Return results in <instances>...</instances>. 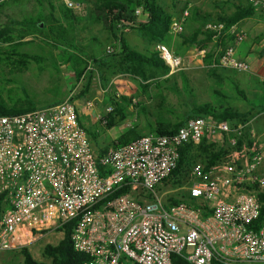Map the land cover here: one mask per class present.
Listing matches in <instances>:
<instances>
[{
    "label": "built area",
    "instance_id": "2783aa9c",
    "mask_svg": "<svg viewBox=\"0 0 264 264\" xmlns=\"http://www.w3.org/2000/svg\"><path fill=\"white\" fill-rule=\"evenodd\" d=\"M63 1L74 15L86 14L83 3ZM253 6L264 8V0ZM133 15L136 22L149 17L143 7ZM188 16L186 10L172 20V37L184 33ZM205 29L215 41L233 39L208 68L250 72V64L237 55V46L246 39L242 27L227 29L214 21ZM114 31L123 36L131 26L116 22ZM118 51L119 46L107 52ZM151 51L170 75L186 70L184 59L168 45L154 43ZM260 80L264 84V73ZM72 98L0 116V252L24 251L43 262L48 237L64 238L70 227L74 250L86 256L82 264H173L174 255L190 264H264V225L250 228L261 210L264 174L257 168L263 155L255 145L251 158L246 147L238 150L247 124L196 117L174 134L150 132L100 154ZM93 105L87 103L88 108ZM110 112L108 107L106 114ZM96 122L106 123L103 115ZM214 133L228 135L231 150L208 169L200 162L191 168L188 177L197 181L189 193L198 204L167 205L160 192L181 148ZM246 157L247 165L240 166Z\"/></svg>",
    "mask_w": 264,
    "mask_h": 264
},
{
    "label": "rangeland",
    "instance_id": "374dc122",
    "mask_svg": "<svg viewBox=\"0 0 264 264\" xmlns=\"http://www.w3.org/2000/svg\"><path fill=\"white\" fill-rule=\"evenodd\" d=\"M8 1L9 0L1 2L0 28L7 26L11 27L13 30L11 35L15 39H18L20 33L25 31L24 29H27L19 24L23 20L31 18L34 20L39 19L43 21L41 26L43 28L45 25L47 27L48 21L54 18L65 24L68 28H71L75 35L77 47L82 57H87V60L89 56L91 58H96V60H102L101 57L108 53V49L115 47L113 36L109 33L101 16L96 13L94 6L90 2L80 0L86 7V14L84 16H78L72 13L76 18L68 19L66 17L68 8L63 0L43 1L42 5L39 0ZM242 1L243 2L239 3L240 5L251 4L253 6V3L257 0ZM258 1L263 2V0ZM159 4L172 16V20L183 10H188L189 13H191L192 9L195 7L199 8L202 12L208 11L212 14L215 13L214 15L210 14L212 19H216L218 14L229 16L239 7V5L237 7L235 5L237 4L236 0H159ZM258 7L263 8L262 6ZM194 25L201 26L202 22L196 19ZM186 31L187 29L185 28V34L187 35L191 33L190 30H188L187 33ZM31 40L38 45L33 47L36 51L39 50L38 53L41 55L40 57H42L41 60L34 61L22 59L19 57L22 53H19V56H16L13 60H8L4 57L5 53H0V100L4 102L6 108H13L15 103L23 99L26 94L29 95V102L32 104L38 103L40 106L44 104V102L55 103L63 101L71 94L75 100L86 98L84 101L86 103L96 97L95 95L98 94L97 92L101 88L100 84L102 87L104 84L105 88H107L105 94L113 98L118 90L116 83L122 84L126 82L125 85L128 84L133 90L132 96L128 97L130 102L124 101L127 103L125 105L131 108L130 112L126 115L133 118L131 119L132 125L136 124L139 127H144L146 125V117L148 119L151 118V120L156 117L155 113L158 114L157 116L159 119L175 122L177 117L188 111L193 105H200L202 103H210L217 109L233 107L240 112L252 113V117L261 110L264 86L259 76L248 72H232L224 71L223 69L218 70V74L214 75L205 63V59L204 62L200 63H197L195 59L192 61L189 59V55L186 53L187 45L184 44L182 37H172L168 45L177 55L185 60L188 70L170 75L172 77L168 78L169 82L167 83L163 82V79L167 78L166 76L164 78L161 75H158L157 78L152 77L147 83L148 89L146 90L141 88L140 80L135 77L123 74L120 77L113 78L114 82H112L111 79L109 80L111 75L109 73L106 76V81H103V83L101 80L99 81L96 74L92 75V83L89 90L85 91L83 86L88 80L87 76L81 81H76L71 67L61 61L59 49H53L50 43H44L40 36H26L23 39V41ZM6 47H8V44L0 41V48L5 49ZM55 59L59 63L58 71L54 66ZM89 63L90 66H92L94 61L90 60ZM184 76L190 81L189 92L184 89ZM157 84L161 89H156ZM137 88H140L142 92L139 93ZM82 91L85 92L81 94ZM90 92H93L94 95H88ZM122 96L126 97L123 94ZM158 100L166 107L165 110H157L156 101ZM97 101L98 100L94 101L95 105L99 104ZM144 104H146V106ZM141 107H147L151 114H147V116L142 114V110H140ZM149 115L153 117H149ZM247 125V133H250L252 129L250 121ZM121 130V127L117 126L112 129L110 135L107 134V130L104 129L97 140H91L93 148L97 150V148L100 147H112L111 145L115 141L112 136L118 138L120 134L117 132ZM228 138L229 136L226 135L227 140ZM248 141L249 137L244 141L242 140V144L238 145V150H242L246 145H249ZM248 147L250 148L246 155L249 156V158L256 153L262 154L260 149L256 148V153L253 152V154L250 155L252 146L250 145ZM226 148V153L224 155L231 150L228 145ZM243 160L244 159L240 160L239 165L243 163ZM263 165L264 160H262L259 167ZM187 186V181L178 184L174 180H169L162 188L170 191L177 190L174 194L182 198L189 195ZM180 187L183 188L178 189ZM174 194L171 192L165 199H167L169 195ZM62 239L63 236L57 234L48 237L47 241L50 242V245L55 246L59 244ZM24 259V255L21 252H0V264H24ZM42 261L46 264H52L50 258H43Z\"/></svg>",
    "mask_w": 264,
    "mask_h": 264
},
{
    "label": "trees",
    "instance_id": "16d2710c",
    "mask_svg": "<svg viewBox=\"0 0 264 264\" xmlns=\"http://www.w3.org/2000/svg\"><path fill=\"white\" fill-rule=\"evenodd\" d=\"M18 0H9L8 2H15ZM43 1L49 2V0H39L42 5ZM81 2L80 0H76ZM90 2L98 15L101 16L104 21L107 30L113 36L115 47L119 46V51L113 54L107 53L102 60H96L94 57L84 58L81 55L80 50L77 47L75 35L71 28H68L62 22L52 18L47 20L48 24L42 28L43 21L39 19L23 20L19 24L22 27H26L25 31L21 32L18 39H15L11 34L13 32L11 27L0 28V41L8 44L5 49L0 48V53H5V58L13 60L19 53H22L19 57L26 60H41L42 57L38 53L39 50H35L34 47L38 46L34 41H23L26 36H40L44 43H50L53 49L60 50L61 61L71 67L74 72L76 81H81L82 78H88L83 88L85 91L89 90L92 83V75L99 73V79L105 82L106 76L109 73H122L129 74L132 77L137 78L141 82L142 89H148L147 83L150 78H157L158 75L165 77L169 73V69L158 57L155 52L148 51L139 52L130 47L123 36H118L114 31V23L119 22L127 26H131V29L141 35L148 46H152L154 43L170 44L172 35L170 34V25L172 22V16L159 4V0H83ZM2 2H5L2 1ZM51 8L52 5L50 4ZM138 7H143L148 12L149 17L146 22H136L134 19V11ZM0 8H2L0 3ZM260 9L254 7L251 4L239 5L234 13L229 16L218 15L216 19H212L211 16H201L202 25L193 27L190 34L184 33L180 36L183 39L184 44L193 45L196 44L199 48L206 46L207 42L213 40V33L205 29V25L208 22H222L225 23L226 28H230L232 25L237 24L240 20L253 15L255 10ZM52 16V15H51ZM66 17L68 19H75L72 12L67 9ZM14 23V22H13ZM188 21L186 19L185 28ZM189 27V25H188ZM202 36V38H200ZM226 37H222L216 41V50L220 47H224ZM34 46V47H33ZM169 46V45H168ZM170 47V46H169ZM33 48V49H32ZM205 63L210 65L215 55L213 53L206 54ZM90 60L94 61V64L90 66ZM54 66L58 71L59 63L54 62ZM211 72L215 75L218 74L217 68H210ZM172 77V76H169ZM163 79L164 83L169 82L168 78ZM184 89L190 91V81L184 76ZM173 86V85H172ZM264 86V84H263ZM105 88V85L103 84ZM156 89H161L157 84ZM85 91H82L83 94ZM28 94L23 99L18 100L13 108H6L4 102L0 100V116L9 114H18L31 110L39 109L40 105L32 104L28 101ZM123 100L128 102L127 97H123ZM75 101V98H72ZM114 106L113 111L104 115L105 125L104 128H112L115 125L116 115L120 116V120L125 117L127 111L124 107L111 99ZM261 110H264V96L262 100ZM62 102V101H60ZM60 102L48 103L47 105H53ZM130 102V101H129ZM187 106V105H186ZM161 109H166L163 104ZM144 113H147V107L142 108ZM210 117L215 120H230L237 122L241 125L249 123L252 118V113L240 112L233 107L217 109L210 103H202L200 105H193L188 111L184 112L181 116L177 117L175 122H157L154 127L150 126L149 132H154L163 135H171L176 133L181 127H183L190 119L196 117ZM90 140H97L100 137V133L96 130H87ZM143 135L137 126L129 127L112 143V147L118 145H124L132 141L137 140ZM249 133H246L243 138H247ZM242 144V140L238 145ZM108 147L97 148L100 154H104ZM226 153V149L219 151H210L205 146V141L199 144H187L181 148L179 153V159L177 166L172 170L169 180H174L178 184L188 180V174L191 168L198 162H202L208 169L211 165L216 163ZM203 154V155H202ZM201 159V160H200ZM184 179V180H183ZM249 188V187H248ZM259 202L261 204L260 215L251 225L250 228L258 230L264 225V193L258 195ZM167 205H176L179 203L194 204V200L190 197H182L180 199L175 197H168L166 199ZM2 212V203L0 202V216ZM71 228H67V232L62 241L57 245H46L43 250V257L50 258L52 264H82L86 260V256L77 253L74 250L71 241ZM24 255V264H46L45 262L34 261L31 256L22 251ZM173 264H190L184 258L178 255L172 257ZM212 264H220L217 261H213Z\"/></svg>",
    "mask_w": 264,
    "mask_h": 264
},
{
    "label": "crops",
    "instance_id": "0c3cea01",
    "mask_svg": "<svg viewBox=\"0 0 264 264\" xmlns=\"http://www.w3.org/2000/svg\"><path fill=\"white\" fill-rule=\"evenodd\" d=\"M176 1H178V0H176ZM240 2H243V1L242 0H236V3H237V4H235L236 7L238 5H240L239 4ZM200 11L201 10L199 8L195 7L194 9H192L191 13H189L190 17L189 16H188L189 18L187 17V21H188L187 26H186L187 31L188 30L191 31V29L193 27H195L194 22L196 19L200 20L202 22V20L200 19L201 16H206V15L211 16L210 14H212L208 11H206L207 13L204 11L203 12L202 11L200 12ZM183 12H184V10L180 14H178L177 16L181 15ZM214 14L215 13H213L212 15H214ZM237 24L246 31V39L241 44H239L237 46V55L240 59L246 60L250 64L251 70L248 73L261 77V75L264 73V9L260 8V9L255 10L253 15L240 20ZM188 25H189V27H188ZM196 27H198V26H196ZM187 31H186V33H187ZM225 37H226V39H225L226 42L224 43V47H226L227 45H229L233 41L232 37H229V36H225ZM123 38L126 40V42L130 45L131 48H133L139 52H144L146 49L148 51H151V47L146 44L144 38L132 29L128 33H125L123 35ZM200 38H202V36ZM186 45H187V52L186 53L189 55V59L191 61L195 59L197 63L198 62L199 63L204 62V57L206 54L214 52V55L216 56L219 53V49L222 48V47H220L218 50L215 49L216 48V41L215 40H212L211 42H207L206 46L201 48V49L196 44H193L191 46L188 44H186ZM186 70H188L187 67H186ZM224 71H232V70H224ZM95 74L99 78V73H95ZM110 74L111 75L109 77V80L111 79L112 82H114L115 78L123 75L122 73H119V72L110 73ZM169 76H170V74L166 75V77H169ZM82 80H83V78H82ZM99 81H100V79H99ZM125 84H126V82H123L122 84L116 83V85L118 86L117 87L118 90L116 91V95L113 98L109 97L108 95L105 94V92L107 91V88H103L100 84L101 88L97 92L98 94L95 95L96 97H94L93 100L92 99L90 100V101H93V103H94V101L98 100L97 102L99 104H96V105L94 104L91 108H88V106H87V103L90 101H88L86 103L84 102L86 100V98L75 100L76 106L78 108V111H79V114L81 117V121L87 130H96L100 133V136H101L103 130L106 129L107 134L111 135L112 129L119 126V127H121L122 130L117 132V133H119L121 135L129 127H132L135 125L138 127V129L144 135V134L150 133L149 132L150 126L154 127L157 122H163V121L169 122V121H166L164 119H159V117L157 116L158 114L155 113L156 117H154L152 120H151V118L148 119L146 117V120H145L146 125L144 127H141V126L139 127L136 124L132 125L131 119H133V118H130L128 115H126L127 113L130 112L131 108L125 105L127 103H125L124 100L122 99L123 98L122 94L128 98V97L132 96L133 90H132V88H130V86L128 84L127 85H125ZM137 91L139 93L142 92L140 88H137ZM88 95L93 96L94 93L90 92ZM158 95H159V93H158ZM111 99H113L117 103L121 104L124 107V109H126L127 111L125 112V117L122 120H120L121 118L119 115H116L115 125L112 128L107 129V128H104V126H102L96 122V117L98 115H102V114L105 115L106 114L105 110L108 107H111L112 111H113L114 106L112 105ZM144 105L146 106V104H144ZM161 105H162L161 101H159V100L156 101V108L158 111L162 110L160 108ZM45 106H46L45 104H42L40 106V108L45 107ZM142 108H144V107H141L140 110H142ZM163 110H165V109H163ZM147 112L148 113H144L142 110V114H144L145 116H147V114H151V112L149 113L148 110H147ZM162 112H164V111H162ZM152 114H154V113H152ZM133 116L135 117L134 114H133ZM150 116L153 117L152 115H149V117ZM250 123L252 125L251 126L252 129H251V132L249 133V136H248L249 137V141H248L249 145H246V148L244 150L247 151V149L250 148V147H248L250 145L252 146L251 147V149H252L253 146L255 145V147L257 149H260V151L262 152L263 160H264V110H260V112H258L256 115H254L251 118ZM112 138L114 140L117 139L115 136H112ZM204 141H205V146L210 151H212V150L213 151H219L221 149L226 148V146L228 144V140L226 139V135L222 134V133L209 134L204 139ZM242 162L243 163H241L240 166L245 167L248 163L247 157ZM200 163H202V162H200ZM263 166L257 168V172L259 174H264V167ZM196 181H197L196 179H192V178L188 177V180H187L188 189ZM182 188L183 187H180L178 189H182ZM171 192L174 194L177 192V190L170 191V190H164L163 188H161L160 193H163L165 195V198H166V196L168 194H171ZM170 196L176 198L177 195L174 194V195H169V197ZM188 196L191 198L190 193H189V195H187V197ZM179 197L177 196L178 199H180ZM233 197H234V195L232 194L229 197V199H232ZM193 200H194V205H197L198 200L197 199H193Z\"/></svg>",
    "mask_w": 264,
    "mask_h": 264
}]
</instances>
